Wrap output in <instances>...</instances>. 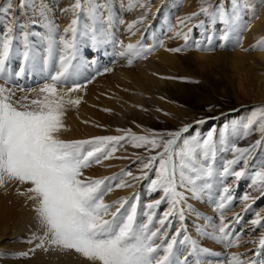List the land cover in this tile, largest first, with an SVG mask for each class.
Wrapping results in <instances>:
<instances>
[{"label":"snow or ice","instance_id":"snow-or-ice-1","mask_svg":"<svg viewBox=\"0 0 264 264\" xmlns=\"http://www.w3.org/2000/svg\"><path fill=\"white\" fill-rule=\"evenodd\" d=\"M21 6L25 5L22 3ZM121 7L128 11H133L136 7L147 8L144 15L127 25L130 35H135L139 31L137 24H143L147 20L150 7L140 0H128L127 5L121 0ZM111 8L109 0H104L103 4L87 0L86 6L84 0H74L64 10L72 12L74 18L64 29V36L60 37L59 42L54 35L56 25L48 19L46 10L42 9L41 18L47 21L43 24L47 31L44 56L30 48L27 34L24 35L23 51L20 52L18 48H14L13 28L9 26L6 32L0 30V80H3V84H0V188L13 182L28 185L23 192L17 189V193L26 195L35 202L34 211L44 229L42 235L34 234L27 241H38L35 248L20 255L28 257L37 249H59L74 251L85 258L88 264H192L190 256L199 257L201 254L211 253L186 234L183 205L187 197L178 189L183 188L198 199V193L207 187V181L214 175L235 177L236 181L249 175L251 187L264 195V161L253 172H247L252 153L264 140V107L252 110L245 121L232 125L233 132L242 130L244 138L254 132L261 133L262 138L250 147L233 146L231 151L234 158L227 160L222 170L214 167L217 146L213 131L202 140L185 139L182 146H178L177 141L183 132H188V127L179 132L167 133L169 138L166 140L156 133L136 135L130 129H117L124 131L120 136L72 141L61 139L60 133L66 131L64 116L68 108L81 103L80 98L72 96V93L79 92L84 86L75 81L78 64L74 61L77 60L80 38L87 37L94 48L105 43H116L107 30L98 34L90 24H84L81 28L77 13L86 11L87 17L95 21L98 16L107 12L111 23ZM10 9L11 5L5 11L10 12ZM201 14L212 23L219 21L224 25V40L228 39L229 31L236 27L234 12L230 13L222 3L213 7L208 0H201L199 12L184 17L179 25L187 26ZM119 23L124 24V20L119 19ZM194 27L203 29L205 22L200 21ZM191 32L192 27H188L187 32H176V37L183 39L185 44L168 50L174 53L185 51L189 47ZM57 43L62 46V51L58 60H54ZM119 44V55L129 57V65L133 62L132 58L146 59L154 51V47L145 46L141 41L126 45L120 41ZM195 47L198 50H211L201 49L199 42L195 43ZM253 50L264 51V38L253 45ZM16 56L21 57V64L13 73L9 65ZM41 61V71L47 73L43 77V83L34 88L21 86L17 80L36 69ZM9 84L12 86L8 87ZM17 90L24 94L17 98ZM122 142L131 143L134 148H144L150 153L146 158L139 159L140 175H133L131 170H122L118 176L103 179L85 176V169L112 159L119 148L124 146ZM152 152L155 154H151ZM241 162L242 167L237 169L236 166ZM126 177L132 181H148L147 194L151 196L159 192L160 197L143 206L138 193L130 198L106 203L105 196L110 192L134 186L128 183ZM199 181L204 183H198ZM223 193L217 205L221 218L212 239L223 243L225 247H238L240 235L233 236V233L235 225L243 217L237 213L231 221L225 222L224 210L231 205L234 197L227 186L223 188ZM240 199L254 202L249 194H244ZM162 203H166L168 208L157 216ZM250 207L248 204L245 211ZM189 211L194 210L189 206ZM172 219H178L181 228L169 236L168 229L172 227ZM262 221L264 218L256 212L255 218L251 220L252 230L264 229ZM182 231L185 234L178 240ZM198 231L203 232V229ZM253 243L258 245L254 256H264V234L258 242ZM177 244L190 245L188 254L182 255ZM194 264L202 262L197 258ZM226 264H264V260L244 259L233 253L227 258Z\"/></svg>","mask_w":264,"mask_h":264},{"label":"rangeland","instance_id":"rangeland-1","mask_svg":"<svg viewBox=\"0 0 264 264\" xmlns=\"http://www.w3.org/2000/svg\"><path fill=\"white\" fill-rule=\"evenodd\" d=\"M12 1L5 0V3L0 5V30L6 32L9 26L13 28L14 48H18L20 52L23 51L24 35L27 34L30 48L39 52L41 56L46 55L45 37L47 31L43 24L47 21L34 18L29 20L26 27L19 21L12 23L9 13L5 11L9 9V5L14 6ZM34 1L42 2L43 9L50 11L53 18L52 22L57 25L56 22L61 18L60 16L65 13L64 1L25 0V3L31 5ZM167 1L171 3V6L169 11L165 13L163 21L155 24L150 22L146 26L150 15L153 12L159 13L158 11L162 10L166 0H140L141 3L150 7V11L147 12V20L143 24H137L136 27L139 31L136 34L142 30L143 26H146L140 41L145 46L154 47V51L148 54L146 59L132 58L133 62L129 65V57L119 55L121 48L116 50V46H119L116 43L123 40V30H127V25L144 15L147 8L136 7L135 10L128 11L121 7V0H109L112 6L111 23L107 12L98 16L103 17L98 21L101 23L100 26H102L103 31L107 29L116 43H105L94 48L87 37L80 38L77 60L74 63L81 65L78 66L81 69L78 68L75 81L86 87L82 92L85 98L80 97L81 103L78 106L68 108L64 116V124L67 129L63 131L65 133H60V138L66 141L91 140L95 137L120 136L124 134V131H117V129L125 131L130 129L136 135L156 133L166 140L169 138L167 133L179 132L188 127V132H183L177 141L178 146H182L185 139L189 141L202 140L207 137L210 131H213L217 146L214 167L222 170L224 163L234 158L231 151L233 146L250 147L256 140L262 138L259 132H254L244 138L242 130L233 132L232 125L245 121L252 110L264 107V97L261 96L263 88H260L261 85L259 84V80L264 84V64L256 59L257 54L264 53V51L253 50V45L264 38V0H208V3L212 4L213 7L222 3L230 13H235L236 27L229 31L227 40L221 39L225 32L224 25L219 21L210 22L203 14L195 17L187 26L179 25V21L184 17L199 12L201 0ZM96 2L103 4L104 0H96ZM84 3L86 6L87 0H84ZM123 3L127 5L128 0L127 2L123 1ZM77 16L80 19L79 26L81 28L84 24H90L94 27L95 21L87 17L86 11L77 13ZM119 19H123L124 24H120ZM200 21L205 22L203 29L194 27ZM256 21H263L262 34L258 37L246 38L247 28ZM33 22L38 23L34 24ZM188 27H192L188 40L189 47L179 53L169 51L168 49L179 48L185 44L183 39L176 37V32H187ZM169 33H173V35L170 36ZM54 35L59 42L61 35L57 28ZM209 38H211V43H209ZM196 42L201 44V49L211 50H198L195 47ZM61 51L62 46L57 43L54 60H58ZM160 51H164L163 53L171 56L172 59L169 60V63L163 64V70L158 72L164 83L149 90L146 72L148 68L162 65L160 61L151 60V56ZM218 53H234L245 56L246 59L242 64H233V61L227 57L219 60L201 58ZM19 64H21V57H14L9 65L10 71L13 73L17 71ZM42 68L41 61L36 69L27 73L24 78L18 79L17 82L26 88L37 87L43 83V77L47 75L46 72L41 71ZM106 69L111 70L106 71ZM0 84H2L1 80ZM7 86L11 87L12 85ZM23 94L18 90L16 92L17 98ZM32 95L35 96V93ZM228 115L229 117H226ZM200 121H203L204 127L198 130L197 126L201 124ZM74 123L77 130L75 129L73 133L70 132V126ZM149 154L144 148H134L131 143H126L119 148L112 159L85 169L84 174L93 179L118 176L122 170H131L133 175H140L138 171L139 159L146 158ZM151 154H155V152ZM119 157H127V159H120ZM261 161H264V140H262L261 146L252 153L247 172L251 173L256 170ZM241 167L242 162L236 166L237 169ZM151 176L152 174H150ZM125 179L134 186L115 189L109 193L110 196H113V192H115L118 196L117 200H120L133 197L134 194L138 193L140 204L143 206L158 199L161 195L157 192L149 196L146 191L148 185L146 180L132 181L127 177ZM198 183L203 184L204 181ZM8 185L5 188H0V203H2V205L0 204V211L2 210L0 222L9 219L12 223L13 217L11 218V215L8 214L9 211H7L9 210L7 206L9 207L10 204L5 202L4 197H8L11 203L16 202L18 199L17 188L19 187L20 191H24L25 185H19L15 182ZM225 186L229 187L234 197L231 205L224 210L225 222L231 221L237 213L243 217L240 223L235 225L233 233V236L240 235L238 247H225L223 243L213 241L214 239L210 240L212 235L216 234L215 230L220 222L221 217L217 211V205L220 202V197L224 195L223 188ZM8 190H10L11 195L6 196L5 191ZM178 191L184 192L187 197L183 205L185 210L183 226L187 229V235L189 237L192 235L190 237L192 240L211 253V255L205 253L210 257V260L218 257L217 262L219 263L200 259L202 264H226L227 258L233 253L241 255L244 259L264 260V256H254L258 245L253 243V241L258 242L260 236L264 234V229L256 228L253 231L251 224L256 212H259L260 216L264 218V195L251 187L249 175L239 181L231 176L223 178L214 175L207 181V187L198 193V199L193 198L191 193L183 188H179ZM244 194L251 195L254 202L242 201L240 198ZM248 204L251 207L245 211ZM2 206L5 207V210ZM189 206L194 211H189ZM167 208L168 205L162 203L157 210V216ZM180 224L178 219H172V227L168 229L169 236L181 228ZM198 229H203V232L198 231ZM9 233H12V229L7 230L6 235L2 237V243L5 247L0 249V264H4L5 261H10L12 264L25 263L36 258L33 253L28 257L21 256V253L29 252L33 247L22 236H12ZM179 237L180 239L183 238V231ZM204 239L209 240L211 244ZM185 245L177 244L182 255H187L190 251L191 246Z\"/></svg>","mask_w":264,"mask_h":264},{"label":"bare ground","instance_id":"bare-ground-1","mask_svg":"<svg viewBox=\"0 0 264 264\" xmlns=\"http://www.w3.org/2000/svg\"><path fill=\"white\" fill-rule=\"evenodd\" d=\"M63 1H64L63 5L66 9L69 8L70 5L73 4V2H74V0H63ZM123 1L127 2V0H123ZM1 3L2 4L5 3V0H0V5H1ZM12 3L14 6L11 7L10 12H8L10 21L12 23L19 21V22L23 23L24 27H26L28 25L29 20H31V19H34V18L42 19L41 18V10L43 9L42 2L34 1L31 5H28L27 3H25V0H13ZM22 3L25 6H21ZM170 6H171V3L166 0L162 10L158 11L159 13L153 12L150 15L149 20L146 22V26L149 25L150 22H153L154 24L157 22L161 23L163 21L165 13L169 11L168 9ZM46 15L49 18V20H51V21L53 20L51 14H50V11L46 10ZM60 17L61 18H59L58 21L56 22L57 23L56 28L58 30V33L61 36H64V29L69 25V23L71 22V19H73L74 17H73V13L70 11L65 12L64 15L60 16ZM98 19H103V17H101V18L98 17L94 22V24H95L94 28L97 30V33L99 34L100 32H103V29H102V26H100L101 23H99ZM262 22L256 21L254 24L252 23V25L249 26L245 32L246 38L260 36L263 32ZM33 23L35 24L38 22H33ZM146 26H143L142 30L138 34H135V35H130L128 30L124 29L123 30L124 38H123L122 42L126 45L128 43H136L137 41H140L141 40V34L145 30ZM105 30H107V29H105ZM37 34L39 35V32ZM169 35L172 36L173 33H169ZM69 37H70V34H69ZM221 39H222V37H221ZM119 42L116 43V45L120 46ZM119 46H116L115 49L119 50L121 48ZM163 52L164 51H160V52L156 53L155 55L151 56V60L160 61L162 65H156L154 68L153 67L148 68V70L146 72V74H147L146 80L147 81L146 80L145 81L149 83V90L153 89L154 87H159L164 83L163 80L159 77L158 72H159V70H163V64L169 63V60H171L172 57L164 54ZM225 57L230 58L233 61V64H235V63H241L242 64L243 61H245V59H246L245 56H240V55L234 54V53H231V54H229V53L228 54H225V53L219 54L218 53V54H214V55H210V56H202L201 58L219 60L220 58H225ZM256 59L260 63L264 64V53L257 54ZM19 66H20V64H19ZM78 66H81V65H78ZM79 69H81V68H79ZM1 82L3 84V80H1ZM259 84L261 85L260 88H263L261 90V96L264 97V84H263V82H261V80H259ZM85 88L86 87H83L80 89L79 92L72 93V96L74 98H77V97L80 98L81 97L84 99L85 95L82 92ZM234 113H237V112H234ZM226 117H229V115ZM74 125H76V124L74 123L73 125L70 126V132H73V133L75 132L76 128ZM203 127H204V123H201L200 125L197 126V129L201 130ZM63 133H65V132H63ZM12 184L13 183H11V185ZM24 187L26 188V187H28V185H25ZM24 187H23V189H25ZM21 188H22V186H21ZM13 189H11V190H13ZM14 190L16 191V189H14ZM1 191H3V190L1 189ZM22 191L23 190H21V192ZM5 193H6L5 194L6 196L11 195L10 190L5 191ZM110 195L111 194H109L108 196H105V202L106 203H112L113 201H117L118 196H117V194H115V192H113V196H110ZM4 198H5V202L6 203L8 202L10 204L9 207L7 206V209L9 208V210H7V211H9L8 214L11 215V218L13 217V220L11 221L12 223H10L9 219H4L3 221L0 222V249H3L5 247L4 244L2 243V241H3L2 237L6 235L7 230L10 231L12 229V233L11 234L9 233L10 235L22 236V238H24L27 241L30 240L34 234L37 236L43 234L44 229L41 228L39 221H38V218H37V214L34 211V207H35L34 201L29 200L26 195H19L18 196V194H17L18 199H16V202H14V203L9 202L8 197H4ZM0 204L2 205V203H0ZM2 207H3V209L5 208L4 206H2ZM7 211H5V212L7 213ZM172 234H173V232H172ZM184 234L185 233L183 232V235ZM186 234H187V229H186ZM190 237H192V235H190ZM178 239L180 240V237H178ZM204 240H207V239H204ZM210 240H213V239H210ZM213 241H215V240H213ZM207 242L210 243L209 240H207ZM36 243H38V241H33V243H29V245L31 247L35 248ZM185 247H186V245H185ZM188 247H189V245H188ZM233 252H236V250H233ZM33 255H34V257H36L33 260H29L25 263L19 262L16 264H88V262L86 261L85 258H83L82 256H80L79 254L75 253L72 250L64 251V250L56 249V250L44 251L43 249H37L33 253ZM197 258L206 259L205 261H207V262L210 261L213 263H219V262H217L218 257L212 258L210 260V257H208L207 254H201ZM197 258L190 256L189 260L192 262V264H194V261H195L194 259H197ZM4 264H12V263L10 261L9 262L5 261Z\"/></svg>","mask_w":264,"mask_h":264}]
</instances>
